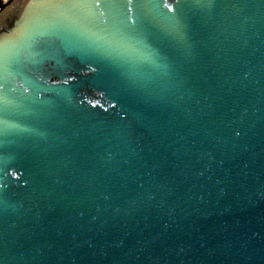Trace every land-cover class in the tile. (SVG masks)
<instances>
[{"label": "water", "instance_id": "95a60500", "mask_svg": "<svg viewBox=\"0 0 264 264\" xmlns=\"http://www.w3.org/2000/svg\"><path fill=\"white\" fill-rule=\"evenodd\" d=\"M82 2V22L105 10ZM56 11L11 1L0 48L46 39ZM118 11L132 25L181 17L190 54L162 103L90 57L46 55L25 85L44 118H19L39 134L0 141V261L264 264V0L203 11L120 0Z\"/></svg>", "mask_w": 264, "mask_h": 264}, {"label": "snow or ice", "instance_id": "6c2138e0", "mask_svg": "<svg viewBox=\"0 0 264 264\" xmlns=\"http://www.w3.org/2000/svg\"><path fill=\"white\" fill-rule=\"evenodd\" d=\"M212 2L192 0L197 11L207 9ZM49 3L57 11L42 34L46 39L10 51L0 48V141L39 134L35 126L22 127L19 118L36 122L44 118L36 98L25 95V85L31 82L29 74L38 73L50 53L80 54L98 61L115 74L121 87L146 102L162 103L168 98L177 70L190 54L188 28L181 17L153 23L149 17L138 15L132 25L118 11L120 0H105L104 11L82 22L76 12L85 6L82 0ZM92 6L99 9L101 4ZM243 78H248L247 72Z\"/></svg>", "mask_w": 264, "mask_h": 264}, {"label": "rangeland", "instance_id": "374dc122", "mask_svg": "<svg viewBox=\"0 0 264 264\" xmlns=\"http://www.w3.org/2000/svg\"><path fill=\"white\" fill-rule=\"evenodd\" d=\"M11 1L13 0H0V8H4V6H2V4H6L5 6H7Z\"/></svg>", "mask_w": 264, "mask_h": 264}, {"label": "bare ground", "instance_id": "6f19581e", "mask_svg": "<svg viewBox=\"0 0 264 264\" xmlns=\"http://www.w3.org/2000/svg\"><path fill=\"white\" fill-rule=\"evenodd\" d=\"M5 5H6V4H2V6H4V7H5ZM2 9H3V8H2ZM2 9L0 8V11H1Z\"/></svg>", "mask_w": 264, "mask_h": 264}]
</instances>
